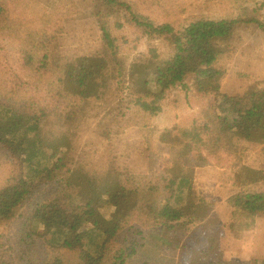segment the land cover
<instances>
[{
	"label": "trees",
	"instance_id": "16d2710c",
	"mask_svg": "<svg viewBox=\"0 0 264 264\" xmlns=\"http://www.w3.org/2000/svg\"><path fill=\"white\" fill-rule=\"evenodd\" d=\"M210 1L159 24L162 0H0V264H264L221 249L264 218V168L243 162L251 145L264 155V79L222 92L245 34L264 39V0H216V13ZM85 18L98 45L62 56L60 36ZM123 29L145 53L125 51ZM174 90L202 102L198 116L158 134L157 152L129 150L124 131L156 132ZM131 149L147 173L122 164ZM206 167L230 173L227 216L195 182Z\"/></svg>",
	"mask_w": 264,
	"mask_h": 264
},
{
	"label": "rangeland",
	"instance_id": "374dc122",
	"mask_svg": "<svg viewBox=\"0 0 264 264\" xmlns=\"http://www.w3.org/2000/svg\"><path fill=\"white\" fill-rule=\"evenodd\" d=\"M84 1L82 8L90 5V0ZM208 0H162V9L155 10L150 15L157 23H175L178 21L188 20L193 16L203 14L206 11V2ZM210 10L213 13L218 11V4L216 0L210 1ZM94 21V20H93ZM91 18L73 21L67 26V30L59 38L60 51L62 56H71L76 51L84 47H94L98 45V33L95 29ZM124 37L125 51L135 55L136 53H145L146 48L143 42H139L136 46L137 36L128 29H123L118 34ZM245 44L242 48V55L228 66L226 77L222 84V92L226 94H240L255 80L264 79V39L259 34H245ZM3 40H0V45ZM5 48L7 53H12L14 48L11 43H6ZM164 51V50H162ZM6 55V53H5ZM12 55H14L12 53ZM4 50L0 46V64L3 63ZM3 72L0 70V89L4 85ZM168 98L163 102V114L153 118L150 122L152 126L157 125L156 132H150L145 129H138L132 127L124 131L122 139L130 148L141 150L145 154L146 142L151 143V151L157 152L158 134L160 135L165 129L175 125L189 123L194 120L201 108L200 102L194 95L185 90L177 92L171 91ZM175 101L179 104L175 109ZM147 135H149L147 137ZM258 145H251V150L247 152L244 159V164L253 168H264V155H258ZM131 149L132 157L125 159L122 164L128 166L134 173H147V159L144 155L138 156L136 152ZM127 152L129 150L125 149ZM0 160V183L4 178L5 168ZM127 166V165H126ZM160 167L161 164H158ZM230 173L229 171L219 170L214 167H206L204 169H197L194 174L195 182L202 185L205 190L210 189L212 195L216 198L218 213L227 216L230 209L225 203V198L230 191ZM10 236L8 238L12 241L15 230H8ZM2 229L0 228V241L2 238ZM221 249L223 257L229 262H242L251 259H264V218L260 217L256 220V226L253 232L247 233L240 241H235L229 236H223L221 239Z\"/></svg>",
	"mask_w": 264,
	"mask_h": 264
}]
</instances>
